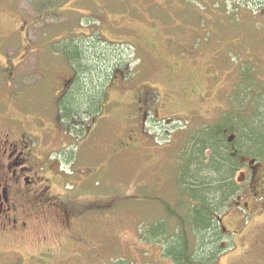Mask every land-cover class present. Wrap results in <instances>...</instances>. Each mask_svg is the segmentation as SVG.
Wrapping results in <instances>:
<instances>
[{
	"label": "rangeland",
	"instance_id": "rangeland-1",
	"mask_svg": "<svg viewBox=\"0 0 264 264\" xmlns=\"http://www.w3.org/2000/svg\"><path fill=\"white\" fill-rule=\"evenodd\" d=\"M68 38L99 41L106 57L115 51L121 58L106 73L104 108L86 141L90 114L64 127L55 111L72 71L58 50ZM242 60L253 69L252 88L264 94V0H0V129L20 127L38 158L47 155L39 172L49 176L54 202L25 229L0 233V264H174L158 239L140 233L163 219L174 227L164 204L178 201L176 153L193 130L237 106ZM242 161L239 189L214 219L239 213L227 218L239 229L237 255L257 227L245 224L241 202L254 215L264 211L250 188L264 177V160ZM57 166L62 176H53ZM242 190L250 191L247 199ZM78 235L95 249L71 243Z\"/></svg>",
	"mask_w": 264,
	"mask_h": 264
},
{
	"label": "trees",
	"instance_id": "trees-1",
	"mask_svg": "<svg viewBox=\"0 0 264 264\" xmlns=\"http://www.w3.org/2000/svg\"><path fill=\"white\" fill-rule=\"evenodd\" d=\"M62 41L64 46L58 50L72 69L73 82L56 102L55 111L66 127L64 120L81 118L84 112L96 114L104 108L106 73L121 58L115 51L106 57L99 41ZM248 65L246 60L237 64V106L223 112L217 121L193 130L185 147L176 153L174 183L178 201L173 207L169 202L164 204L166 215L175 220L174 227L163 219L141 230L142 239L159 240L163 255L174 264L210 263L218 249L216 212L239 189L241 182L234 177L245 165L242 158L264 160V94L260 86L252 88L257 82ZM242 99L249 101L248 106ZM76 127L67 126L69 132ZM123 263L132 264L122 259L117 264Z\"/></svg>",
	"mask_w": 264,
	"mask_h": 264
},
{
	"label": "flooded vegetation",
	"instance_id": "flooded-vegetation-1",
	"mask_svg": "<svg viewBox=\"0 0 264 264\" xmlns=\"http://www.w3.org/2000/svg\"><path fill=\"white\" fill-rule=\"evenodd\" d=\"M72 79L70 76L63 81L59 94L55 96L57 97L56 101L63 97L70 88ZM95 117V114H90V120L86 121L88 123L86 131L83 133L85 135L83 141L92 138L89 126L90 124H97L98 117ZM73 125L77 126L76 123ZM120 145H122L121 148L124 151L129 150L130 146L127 142L122 140ZM114 147L113 144L110 146L112 150ZM37 151L38 147L36 148L35 144L30 141L29 135L20 130V127H17L15 131L0 129V233L25 229L32 218L37 216L38 211L46 207L47 200L51 199L53 202L50 191L51 180L49 176L39 172L46 162L47 155L39 159ZM56 169L57 172L53 176L58 173L62 176L61 171L65 172V169L60 168V166H57ZM255 177L256 183L250 187L252 189L251 195L253 194L252 199L255 206L259 203L264 205V177ZM249 192L242 190L241 194L244 195V199L249 197ZM259 199L260 201H258ZM241 203L245 204L242 208L249 214V217L246 214L248 221L245 224L254 221L257 227L254 229L252 236L242 243L243 250H241V254H232L231 250L236 246L234 242L236 231L239 229H232V223L227 218L233 214L239 215V213L234 212L231 214L227 212L225 221L217 217L218 249H216L214 258H211L208 264H264V211H258V216H256L257 214L254 215L253 208L248 205L247 200H243ZM21 212L23 217L20 215ZM236 219L244 225L241 215ZM70 241L77 247L87 246L90 251L95 249L89 239L86 240L79 235L73 237ZM48 249L41 252H49ZM8 251L15 252L12 249Z\"/></svg>",
	"mask_w": 264,
	"mask_h": 264
},
{
	"label": "water",
	"instance_id": "water-1",
	"mask_svg": "<svg viewBox=\"0 0 264 264\" xmlns=\"http://www.w3.org/2000/svg\"><path fill=\"white\" fill-rule=\"evenodd\" d=\"M238 180H240V179L238 178Z\"/></svg>",
	"mask_w": 264,
	"mask_h": 264
}]
</instances>
